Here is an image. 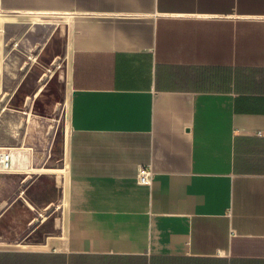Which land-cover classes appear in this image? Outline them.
<instances>
[{
	"label": "crops",
	"instance_id": "obj_1",
	"mask_svg": "<svg viewBox=\"0 0 264 264\" xmlns=\"http://www.w3.org/2000/svg\"><path fill=\"white\" fill-rule=\"evenodd\" d=\"M49 42L61 164L0 135V264H264V0H0V59Z\"/></svg>",
	"mask_w": 264,
	"mask_h": 264
},
{
	"label": "rangeland",
	"instance_id": "obj_2",
	"mask_svg": "<svg viewBox=\"0 0 264 264\" xmlns=\"http://www.w3.org/2000/svg\"><path fill=\"white\" fill-rule=\"evenodd\" d=\"M60 44L49 42L35 57L0 59V94L4 96L0 105L1 144L25 156L28 153L24 151L34 154L28 157L30 171L34 173H57L55 169L61 164L65 98L70 80L67 59L52 51ZM40 183L42 197H54L51 178L42 176ZM54 207L62 211L58 201Z\"/></svg>",
	"mask_w": 264,
	"mask_h": 264
},
{
	"label": "built area",
	"instance_id": "obj_3",
	"mask_svg": "<svg viewBox=\"0 0 264 264\" xmlns=\"http://www.w3.org/2000/svg\"><path fill=\"white\" fill-rule=\"evenodd\" d=\"M56 65V63L54 64ZM13 153L11 151L0 153V168L2 170H10L13 165ZM150 172L146 169H141L139 171L138 178L141 182L146 183L148 182V176Z\"/></svg>",
	"mask_w": 264,
	"mask_h": 264
}]
</instances>
